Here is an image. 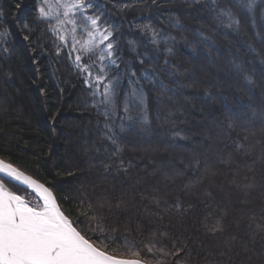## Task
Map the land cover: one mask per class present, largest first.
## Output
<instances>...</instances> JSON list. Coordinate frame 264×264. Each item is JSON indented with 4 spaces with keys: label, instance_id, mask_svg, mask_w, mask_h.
Here are the masks:
<instances>
[{
    "label": "trees",
    "instance_id": "trees-1",
    "mask_svg": "<svg viewBox=\"0 0 264 264\" xmlns=\"http://www.w3.org/2000/svg\"><path fill=\"white\" fill-rule=\"evenodd\" d=\"M96 2L103 5L96 12L102 27L111 25L116 36L120 67L109 75L120 77L118 106L129 91L131 70L139 76L142 68H155L172 91L162 93L141 80L150 123L129 128L126 122L120 132L121 121L106 120L94 105L68 50L57 55L61 42L50 30L56 20L39 18L41 0H0V34L7 33L0 35V158L46 184L70 218L91 204L80 220L102 217L101 226L118 237L106 242L111 255L138 258L132 255L137 244L143 250L152 232H167L177 246H188L175 258L181 264L185 258L187 264H264V231L255 230L264 223V0H254L252 11L244 13L240 34L215 27L208 12L186 0H157L156 6L152 0ZM177 17L183 27L175 25ZM144 25L160 34L158 45ZM169 36L176 42L163 39ZM244 74L256 87L249 90ZM206 91L215 99L205 97ZM138 112L133 107L131 115ZM229 118L236 128L222 132L218 122ZM105 123L113 124L125 148L118 157L111 156ZM174 130H183L187 139L174 137ZM245 135L246 147L238 151L231 141ZM120 160L125 166L132 162L127 173L117 170ZM105 164L111 165L108 171ZM120 200L125 203L116 207ZM218 219L223 231H209ZM157 247L174 251L168 239ZM143 258L157 264L160 256Z\"/></svg>",
    "mask_w": 264,
    "mask_h": 264
},
{
    "label": "snow or ice",
    "instance_id": "snow-or-ice-1",
    "mask_svg": "<svg viewBox=\"0 0 264 264\" xmlns=\"http://www.w3.org/2000/svg\"><path fill=\"white\" fill-rule=\"evenodd\" d=\"M55 3L56 7L53 9L51 0H42V4L38 8L39 18L47 19L55 16L60 25H71V41L69 40V33L58 35L61 43L57 46V55L60 54L61 48L68 50V57L73 69L81 73L86 86L92 90L94 105L102 109V114L106 120L119 119L121 121L119 125L120 132H125L126 122L129 128L137 122L148 125L150 122L147 113V95L144 92V85L141 80H149L154 86L159 87L162 93L172 91L170 86L159 79V73L156 72L155 68H142L139 76L136 70H131L126 76L130 85L129 91L124 94L122 105L118 106L117 89L120 86V77L118 74L109 75L111 68L119 69L120 67L117 64V59L114 58L117 51L116 36L111 25L102 27V14H96L99 9L103 8V5L97 4L96 0H55ZM186 3L189 6L196 5L201 8V11L208 12L215 27L226 28L240 34L244 30V13L252 11L254 0H186ZM152 5L156 6L157 0H152ZM45 6L48 8L47 11ZM128 6L123 5L122 7L126 8ZM144 6L147 7L148 5L145 4ZM60 17H63V19H60ZM175 25L183 27L179 17L175 19ZM143 27L152 32L150 42L158 45L159 40L157 37L160 34L152 29L150 25H144ZM50 30L59 33L57 28ZM78 30L87 36V39L83 42L76 39ZM197 31L199 35L203 36V32ZM0 35H7V33ZM163 39L176 42V37L172 36L163 37ZM78 44L80 45L79 48H77ZM69 45L71 46L69 47ZM252 50L256 51L255 48ZM166 51L171 54L173 49L169 47ZM193 51H195V48H193ZM81 52L83 55L76 54L73 59V53ZM97 52L99 54L96 56L95 61L87 64L83 63L87 56L94 55ZM143 55L148 56L146 52ZM139 63L144 65V60L141 59ZM164 63L167 65L168 61L165 60ZM261 63H264V60ZM235 67L237 70H241L239 64H236ZM93 68H97L99 74H94ZM128 68L131 69L130 64ZM169 75L175 76L176 72L169 71ZM243 79L249 86V90L256 87L251 76L244 74ZM204 95L208 99H215L210 91H206ZM133 107L139 109L135 117L131 115ZM176 111L180 112L181 110L177 109ZM121 112L123 115H121ZM172 115L173 113L170 112L169 117ZM261 123L264 124V113H261ZM104 127L107 129L105 132L106 138L114 146L111 156L118 157L124 152L125 148L118 142L119 138L113 131V124L105 123ZM218 127L223 132L234 130L236 124L229 118L219 121ZM182 131L174 130L172 135L174 137L181 136ZM181 138L187 139V137L182 136ZM247 140L248 136L245 135L242 140L236 139L231 142L239 151L246 147L244 141ZM195 163L199 165L200 162L197 160ZM132 166L131 161H128L127 166H125V162L120 160L116 167L118 171L122 170L127 173ZM110 167L111 165L105 164V171H108ZM0 174H3V177L34 188L41 193L42 200V203L33 205L23 195L8 190L3 177H0V264H147V260L143 257L145 255L155 257L157 253L160 256L157 264H167L168 258L175 260V264H181L175 258L180 256L188 246L183 242L177 246L176 241L169 237L167 232L160 233L159 237H157L156 232H152L151 238L144 245L143 250L137 244V250L132 255L138 258H121L110 255L106 242L114 243L118 237L109 234L101 226L102 217L97 218L92 215L86 223L80 220V216L87 217L89 211H92L91 204L74 220L65 214L50 189L31 176L26 175L11 163H6L3 159H0ZM177 175H182V173H177ZM185 187L188 188L190 185ZM244 187L250 188L251 185H244ZM207 195L211 194L208 193ZM155 202L159 204L158 200ZM124 203L125 201L120 200L115 206L120 207ZM103 206V204L100 205L101 208ZM176 207L180 208L179 200L176 201ZM254 219L255 217H253ZM261 220H264V216L261 217ZM93 221L96 222L95 226H93ZM81 223L85 224L83 229L79 227ZM208 230L212 232L223 231L221 221L218 219L216 225ZM255 230L264 231V223H256ZM111 232H116V229L113 228ZM92 237H95L101 243H95ZM165 239L172 241L174 251H166L164 247H157V244H163ZM125 243H128L127 239H125ZM183 264H187V258H185Z\"/></svg>",
    "mask_w": 264,
    "mask_h": 264
},
{
    "label": "rangeland",
    "instance_id": "rangeland-1",
    "mask_svg": "<svg viewBox=\"0 0 264 264\" xmlns=\"http://www.w3.org/2000/svg\"><path fill=\"white\" fill-rule=\"evenodd\" d=\"M51 3H52V7L53 9H55L56 7V3H55V0H51ZM41 4H42V0H41ZM45 10L47 11L48 8L47 6H45ZM50 18H53L54 20H56V28L59 29V33H56L57 35H62V34H65V33H69V40L71 41V35H70V30H71V25H60L58 20L55 18V16H52ZM60 19H63V17H60ZM76 39L83 42L84 40L87 39V36L86 34L84 33H81L79 30L77 31L76 33ZM71 46V45H69ZM80 45L78 44L77 45V48H79ZM76 54H81L83 55V53H73V59L75 57ZM99 53L97 52L96 55H98ZM90 56V55H89ZM91 61H95V58H92V59H89L88 60V63H90ZM93 73L94 74H99L98 73V70H96L95 68L92 69ZM140 148V147H139ZM12 183V182H11ZM14 184V183H12ZM8 185V183H7ZM15 186V187H14ZM14 186H9L8 187L16 192L18 195H23L28 201H30L33 205H37V204H40L42 203V201L31 191L27 190V189H24L23 187L21 186H18L17 184H14Z\"/></svg>",
    "mask_w": 264,
    "mask_h": 264
},
{
    "label": "water",
    "instance_id": "water-1",
    "mask_svg": "<svg viewBox=\"0 0 264 264\" xmlns=\"http://www.w3.org/2000/svg\"><path fill=\"white\" fill-rule=\"evenodd\" d=\"M1 159V158H0ZM4 160V159H3ZM6 163H10V162H8V161H6V160H4ZM13 165V164H12ZM14 167H16L15 165H13ZM17 168V167H16ZM19 169V168H18ZM20 171H22L21 169H19ZM22 172H24V171H22ZM26 175H28V176H31V175H29L28 173H26V172H24ZM0 177H3V174H0ZM33 179H35V180H37L39 183H41V184H44L43 182H41L40 180H38V179H36V178H34L33 176H31ZM3 179H5V180H8V181H10V182H12V183H14V184H17L18 186H21V187H23L24 189H27V190H29V191H31V192H33L40 200H41V193L40 192H38V191H36L34 188H32V187H29L28 185H26V184H22L21 182H19V181H13V180H11L10 178H6V177H3ZM4 183H5V181H4ZM5 185H6V187L8 188V190H10V191H12L8 186H7V184L5 183ZM45 185V187H47L48 189H50L46 184H44ZM50 191L52 192V194L55 196V194H54V192L50 189ZM56 197V196H55ZM56 200H57V198H56ZM42 201V200H41ZM58 202V201H57ZM111 255V254H110ZM122 258V257H121ZM148 264V263H147Z\"/></svg>",
    "mask_w": 264,
    "mask_h": 264
}]
</instances>
